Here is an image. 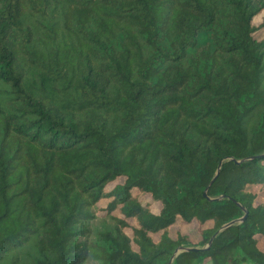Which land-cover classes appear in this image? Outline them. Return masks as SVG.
Instances as JSON below:
<instances>
[{
	"label": "trees",
	"instance_id": "1",
	"mask_svg": "<svg viewBox=\"0 0 264 264\" xmlns=\"http://www.w3.org/2000/svg\"><path fill=\"white\" fill-rule=\"evenodd\" d=\"M249 186L264 0H0V264H264Z\"/></svg>",
	"mask_w": 264,
	"mask_h": 264
},
{
	"label": "rangeland",
	"instance_id": "2",
	"mask_svg": "<svg viewBox=\"0 0 264 264\" xmlns=\"http://www.w3.org/2000/svg\"><path fill=\"white\" fill-rule=\"evenodd\" d=\"M256 22L259 21V18L255 19ZM248 190L251 192H258L259 199L258 201L264 202V189H260L257 186H249ZM178 230L182 234H187L189 235L190 239L192 242H196L198 240V234L195 230V225L194 224H189V225H181V224H175L172 227L171 230V235H175V231ZM258 247L261 251L264 252V237H258Z\"/></svg>",
	"mask_w": 264,
	"mask_h": 264
},
{
	"label": "water",
	"instance_id": "3",
	"mask_svg": "<svg viewBox=\"0 0 264 264\" xmlns=\"http://www.w3.org/2000/svg\"><path fill=\"white\" fill-rule=\"evenodd\" d=\"M232 160H233V159H232ZM233 161H234L235 163H239V162H240V161H237V160H233ZM221 164H222V162L219 163L218 171L216 172V174H215V176H214L213 179H215V177L218 175V173H219V169H220V167H221ZM213 179H212V180H213ZM204 195H205V194H204ZM244 217H245V215H244L243 217L239 218V219L232 220V221H230V222H228V223L222 225L221 228H220L218 231H216V233H214V235L209 239L208 243H207L205 246H203L202 248H184V247H179L178 249H176V250L174 251V253H173V255L171 256L170 261H169L168 264H172L174 258H175L178 254H180V253H182V252L197 251V250H207V249H209L210 246H211V244H212V242H213V240H214V238H215L220 232H222L223 230H225V229H227V228H229V227H231V226H233V225H235V224L241 223V222L243 221Z\"/></svg>",
	"mask_w": 264,
	"mask_h": 264
}]
</instances>
